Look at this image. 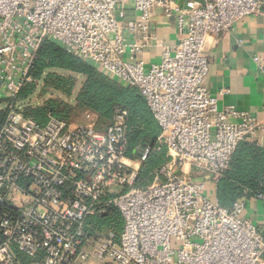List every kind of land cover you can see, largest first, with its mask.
Returning <instances> with one entry per match:
<instances>
[{"label": "built area", "instance_id": "1", "mask_svg": "<svg viewBox=\"0 0 264 264\" xmlns=\"http://www.w3.org/2000/svg\"><path fill=\"white\" fill-rule=\"evenodd\" d=\"M263 7L264 0H0V104L9 110L0 122V264H264V235L243 200L228 208L214 195L239 144L264 126L233 105L220 109L205 84L209 37ZM157 9L175 18L181 37L147 68ZM47 40L143 95L168 156L150 180L139 178L148 149L139 160L127 155L128 109L115 107L105 125L91 110L80 120L48 113L41 122L19 107ZM254 60L264 73V56ZM111 208L121 231L91 223Z\"/></svg>", "mask_w": 264, "mask_h": 264}, {"label": "trees", "instance_id": "2", "mask_svg": "<svg viewBox=\"0 0 264 264\" xmlns=\"http://www.w3.org/2000/svg\"><path fill=\"white\" fill-rule=\"evenodd\" d=\"M31 75L33 81L27 83L18 95L21 101L31 96L41 81L45 89H52L67 98H71L77 84L76 75L84 76L85 81L76 96V105L59 96L48 99L40 107H29L25 112L27 115L45 122L48 113L70 118L73 114L91 110L107 125L112 120L115 107H124L129 111L127 155L139 158L148 149L139 178L150 180L153 172L166 162L167 149L158 143L160 126L137 88L123 87L92 64L48 40L37 52ZM258 194L264 195V147L246 140L239 144L227 170L217 182L215 197L221 205L229 208L237 200ZM262 200L264 202V198ZM91 223L101 230L121 231L123 228V219L115 208L101 218H92ZM262 232L264 235V230Z\"/></svg>", "mask_w": 264, "mask_h": 264}, {"label": "crops", "instance_id": "3", "mask_svg": "<svg viewBox=\"0 0 264 264\" xmlns=\"http://www.w3.org/2000/svg\"><path fill=\"white\" fill-rule=\"evenodd\" d=\"M185 4L187 0H173ZM128 18L136 13L128 10ZM152 29L158 42L143 51L146 67L159 62L163 45L174 46L180 35L174 17H167L157 9ZM162 45V46H161ZM210 67L205 81L211 94L217 97L222 109L233 105L238 111L251 114L264 126V73L254 60L264 56V7L262 12L243 18L229 31L209 37L206 51ZM264 147V129L251 139ZM244 215L264 230V202L257 197L242 199Z\"/></svg>", "mask_w": 264, "mask_h": 264}, {"label": "rangeland", "instance_id": "4", "mask_svg": "<svg viewBox=\"0 0 264 264\" xmlns=\"http://www.w3.org/2000/svg\"><path fill=\"white\" fill-rule=\"evenodd\" d=\"M76 80H77L76 82L77 84L73 90L71 98L60 96L58 92L52 89H45L44 84L41 81L37 84L35 92L31 96H29L25 101H21V99H19L18 105L19 107H21L23 111L26 112V110L29 109V107H32V108L40 107L44 105L48 99L58 98L59 96L64 97V99L68 100L72 105H76V100H77L76 96L78 92L80 91L83 85V82L85 81V78L84 76L76 75ZM8 113H9V110L7 108H4L0 104V122L4 121L7 118ZM83 114H84V111L73 114L71 117L75 120H80L81 118H83ZM133 159L139 160L138 158H133ZM139 163H140L139 161L133 162V164H136V165ZM202 174H203L202 172L194 171L193 176L198 177L199 175L201 176ZM206 194H208L209 196H212L209 188L207 189ZM214 195H215V192H214Z\"/></svg>", "mask_w": 264, "mask_h": 264}]
</instances>
